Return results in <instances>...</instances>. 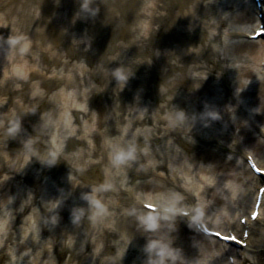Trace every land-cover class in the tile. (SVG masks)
<instances>
[{
  "label": "bare ground",
  "instance_id": "bare-ground-1",
  "mask_svg": "<svg viewBox=\"0 0 264 264\" xmlns=\"http://www.w3.org/2000/svg\"><path fill=\"white\" fill-rule=\"evenodd\" d=\"M161 1L163 4L160 5L158 15L151 18V20L155 19L159 23L156 30V35L159 37L155 47L166 44L169 49L159 50L157 58L154 57V52H151L157 79L164 85L161 89L156 90L157 96L153 99L156 103L162 101L166 104H158V109H156L159 112L158 120H154L152 112L148 113L144 120H140L142 124L148 122L152 128L142 127V133L134 132L130 139L126 140L129 147H132V150L125 152L131 153V157L127 158V169L132 178L140 176V180H132L133 183L131 182L130 186L133 190L130 193V198L120 196L115 202L112 199L107 202L103 199L105 204L109 203V206L114 207L117 205L120 210L119 212L116 211V221L112 226L101 224V219L109 217V215L97 214L100 225H98L99 231L96 236L99 235V241L103 246L99 252L96 249V254H99L98 257L95 253L93 256L89 253V260L97 258L94 262L83 261L87 257L86 253L90 251L89 245L86 252L77 249L79 252H83L81 259L80 253L72 250L71 243L62 241L63 239L58 241L61 235L66 234L64 226H57L58 229L54 227L55 232L54 229L46 228L47 231H50V236L54 242L53 247L56 256L62 259L69 255V260L77 261V264H147L149 253L145 251V246L148 241L163 240L170 243L171 247L178 251L179 259L175 264H264V196L258 218L255 221L250 219V213L253 211L259 186L264 182V176L255 174L242 157L245 154L247 158L251 154L255 157L259 167L264 169V73L256 65L257 62L264 60V37L257 40L250 37L246 38L247 33H254L259 24L264 23V0L261 2V7L256 6L253 0ZM0 6H2V0H0ZM260 13L263 16H260ZM142 14L143 16L146 15ZM142 22L140 21V23ZM180 24L187 26L179 28ZM142 25L144 26V23ZM252 27L256 28L251 30ZM150 28L151 26L148 30ZM224 35L226 37L223 39ZM168 39H170L169 42ZM216 41L219 44L218 47L212 45V42ZM185 42L186 46H184ZM149 43L152 44L151 37ZM170 45L177 48L181 45L185 48L183 50L181 47L179 50L174 48V50L173 48L170 49ZM188 45H192V48ZM131 46L135 48L138 43L132 42ZM246 55H248L249 62L252 60L255 62V68L236 65ZM48 60L49 58L45 59L47 62ZM55 62H62L61 58L56 57ZM137 63L148 66L149 61ZM147 66L145 67L148 68L149 66ZM187 70L195 72V75L189 76L186 73ZM33 73L35 71L31 72V74ZM150 74H152V70L147 73V75ZM244 77L250 78L252 81L246 84L243 81ZM64 78V76L42 77L40 82L46 92H50ZM168 79L170 84H168ZM142 80V86H144L146 82L144 76ZM104 82L108 84V81ZM107 84L104 86L105 92L110 97L108 102L112 103L113 107L110 108V105H107L110 111H113L117 109L114 101H118L121 97L115 94L118 89L109 88ZM127 84L134 86V88L137 87L136 84L132 85L130 82ZM236 87H241V90L235 92L233 88ZM220 88L226 93V99L222 97ZM10 90L11 88L6 86L4 94L10 93ZM25 90L26 87H23L20 90L16 89L15 92L25 96L28 93ZM61 95L62 92L57 90L51 99L53 97L60 98ZM167 95H170L169 99ZM42 99L35 103L40 111H43L51 101L50 98ZM9 101L13 105L11 97H9ZM210 101L214 105L226 104L228 101L232 109H227L225 114L219 113L218 118L213 119L209 115V113L215 112L211 111L212 107L208 108ZM167 108L169 112H167ZM99 109L100 115L103 114L105 108L100 106ZM24 110L21 107L17 111V127L27 124L26 121L28 120L25 118ZM56 110L57 107L54 105L51 111L38 116V127L28 123L30 128L27 139L30 145L35 144L37 148L43 147L44 139H47L45 127H51L47 121L48 115L57 114L55 113ZM180 111L186 115L184 121L174 119L176 113ZM195 111L196 121L193 118L195 116L192 115V112ZM164 112L167 113V116H163ZM75 113L76 121L80 122L77 108ZM5 117L7 114L2 113V118L5 119ZM58 119L60 121L61 117L59 116ZM107 120V117L101 120L105 127L99 133V137L102 139L105 136L113 135L116 129L113 123ZM188 121H190L189 126L185 128L184 126ZM194 121H198V125L195 126ZM163 122L165 124H161ZM37 129L40 138L34 142L33 134ZM200 129L209 131L214 135L207 138ZM153 130H155L156 136L152 135ZM60 131L63 132V126ZM14 133L17 131H12L11 128L4 129L0 126V138L7 139L8 147L14 143L17 144L16 138H12ZM160 134H164L161 136L164 141L162 143L164 147L166 146L164 154L159 152V145L155 147L151 144L159 140ZM134 136L136 137L134 138ZM136 138H139L137 143L134 141ZM149 139L152 140L151 143ZM69 140V145H71L75 137L71 136ZM98 142H100L98 147L102 150L103 142L99 138ZM141 144L146 145L144 150H141ZM224 151L237 152V155L229 158L223 153ZM54 152L56 153L54 164H49L46 158L45 162L43 161L38 166V168L42 167L43 169V174H40L38 170L39 176L43 177L48 172L51 174L45 175L46 182L38 184L40 186H36V190L34 189L36 194L34 193L35 196L31 202L32 209L41 205L42 198L39 200L37 198L42 196H37V193L41 185H45L49 179L52 180L51 183L59 184L60 187L63 186L67 190L70 188L65 183L68 180L63 175H52V172L59 167H62L61 170L63 171L71 166L63 154L56 150ZM96 166V163H91L89 164V167H92L90 170L80 171L79 168L71 170L79 178H84L87 182L97 183L99 177L95 173ZM5 168V163H0V174ZM198 172L212 174V182L205 184L203 188H198L195 181H192ZM28 176L26 174V178ZM230 181L238 184V190L235 191V194L232 189L226 187ZM98 185L99 190L108 191L109 189L108 183L103 185L100 181ZM192 186L199 191L201 190L203 196L208 197L206 204L203 202L195 203L196 196L192 191ZM150 189H154V191L171 190L170 200L176 202L177 208L189 211V214L166 213L164 209L172 201L159 197L161 201L158 203L155 197L148 195ZM167 193L169 194V192ZM65 199H67L66 196L61 198L63 201ZM48 200L52 199L48 198ZM99 201L100 199L97 203ZM145 202L159 205V212L153 213L140 205ZM52 204L54 205V202ZM183 204L187 206L181 207ZM27 208H30V205L26 204L24 211ZM196 209L202 210L204 214L199 221L195 222L193 217L197 214ZM215 210L218 213L213 214L212 212ZM122 211L125 212L122 213ZM16 212L18 213V211ZM66 212V207L59 208L58 220L60 223L66 220ZM208 214H212V216ZM154 215L166 218L157 220L158 227L155 231L146 230V218ZM244 216L248 217L246 224L240 222ZM193 222L209 223L212 229L232 230L241 235L245 228H249L250 235L246 239L247 246L222 247L223 242L204 234L197 229L196 225H193ZM50 225L51 227L54 226L53 223ZM229 244L231 245V243ZM116 248H122V254L115 251ZM107 251L111 253L109 256L105 255ZM231 256L233 263L230 260Z\"/></svg>",
  "mask_w": 264,
  "mask_h": 264
},
{
  "label": "rangeland",
  "instance_id": "rangeland-1",
  "mask_svg": "<svg viewBox=\"0 0 264 264\" xmlns=\"http://www.w3.org/2000/svg\"><path fill=\"white\" fill-rule=\"evenodd\" d=\"M84 3L85 0H2V6H0V126L17 131L12 135V138H16L17 144L14 143L11 147H8L7 139H0V163L6 165L0 174V264H77V261L69 260V255L62 259L56 256L54 242L50 231L46 228L53 230L57 226H64L66 229V234L61 235L58 241L62 239V241H71L72 250L80 253L81 259L82 253L87 251L86 248L89 245L90 251L86 253L87 257L83 261L94 262L97 258L89 260V253L93 256V253L96 254V249L99 252L103 246L99 241V235L96 236L99 231L98 225H100L97 214L109 215L101 219V224L112 226L116 221V213L120 209L117 205L114 207L109 206V203L105 204V201L112 199L115 202L120 196L130 198L133 190L130 186V172L127 169L128 161L127 159L118 160L117 156L124 154L129 147L126 140L130 139L132 133H142L141 128L144 126L140 120H144L151 112L154 114V120H158L159 112L156 110L158 104H166L162 101L156 103L153 99L157 96L156 90L164 85L157 79L151 52H154V57L157 58L159 50L169 49V47L166 44L155 47L158 42V36L155 34L157 23L153 22L150 30H148L150 24L147 25L148 21H153L152 16L160 11L158 0H88V9L83 8ZM140 21H146L144 27ZM185 26L187 25L180 24L179 28ZM9 36L21 41L11 61L8 60L10 50L7 38ZM151 36H153V43L149 45L148 38ZM225 37L226 35L223 39ZM132 42L138 43V46L133 48ZM212 45L219 46L217 41L212 42ZM184 46L179 45L177 48L170 45V49L179 50L181 47L183 50ZM188 46L192 48V45ZM56 57L61 58L62 62H55ZM247 57L248 55L236 65L253 68L256 65L259 66V62L255 65V62L253 60L249 62ZM46 58H49L48 62L45 61ZM139 61H149L148 66L151 68L145 64H138ZM117 68L124 69L128 75L123 87L113 75ZM151 70L152 74L147 75ZM32 71L35 73L31 74ZM186 73L189 76L195 75V72L190 70ZM53 76H64L65 78L50 92H46L40 81L42 77ZM143 76L146 81L144 86H142ZM104 81H108V84ZM243 81L248 84L252 80L244 77ZM129 82L132 85L136 84L137 87L129 86L127 84ZM118 83L120 84L117 85ZM106 84L109 88L118 89L115 94L121 97L118 101H114L117 109L113 111L109 109L113 105L108 102L110 97L105 92ZM6 86L11 88L10 93L6 91L8 94H4ZM23 87H26L25 92L28 91L27 95H23L24 97L19 92H15L16 89L20 90ZM57 90L62 92L61 97L51 99ZM220 90H222L220 92L222 97L226 99V93L222 88ZM233 90L239 91L241 87L233 88ZM169 96L167 95L168 99ZM9 97L13 99V105ZM42 98H50L51 101L43 111H40L35 103ZM33 101L34 104H32ZM107 104L110 106L108 107ZM51 105L57 107L55 112L57 114L48 115L47 121L51 127H45L47 139H44L43 147L37 148L35 144L30 145L28 142V129L30 128L28 126L31 124L38 127L37 117L51 111ZM100 106L105 108L101 115ZM21 107L25 109L24 113L28 121L26 125L17 127L16 115ZM210 107H212L211 111L218 114H225L227 109H232L228 101L222 105H214L210 101L208 108ZM76 108L79 111L80 122L76 121L74 115ZM167 112H169L168 108ZM2 113L7 114L5 119L2 118ZM192 115L195 119L196 111L192 112ZM163 116H167V113L164 112ZM106 117L116 129L113 135L102 139L99 133L105 127L101 120ZM195 121L196 126L198 121ZM189 122L185 124V128L189 126ZM144 125L152 128L148 122ZM62 126L63 132L60 131ZM153 131L152 135L156 136L155 130ZM201 133L207 138L214 135L209 131ZM163 135L160 134L159 140L154 143H151L152 140L149 139L155 147L159 145L161 154L166 152V146L164 147L162 143L164 142L161 137ZM71 136L75 137V140L69 145ZM33 138L34 142L40 138L38 129L34 132ZM98 138L103 142L102 150L98 147L100 143ZM138 140L139 138L134 139L135 143ZM145 146L141 144V150H144ZM54 150L63 154L71 166L63 171H61L62 167H59L53 175H63L68 180L65 183L70 188L67 190L59 184L51 183L52 180L49 179L43 185L44 189L42 190L41 185L37 193V196H42L37 198V200L42 198L41 205L32 209L34 189L40 186L38 184L45 183V175L50 174L48 172L43 177L39 176L38 170L40 174H43V169L38 166L43 161L45 162ZM223 153L229 158L237 155V152L224 151ZM242 157L245 158L243 155ZM91 163L98 164L96 173L99 175V182L101 181L103 185L108 183V191H98V185L95 182H87L71 170L76 168L80 171L90 170L92 167H89V164ZM26 174L29 175L27 178ZM196 174L192 181H195L198 188H203L205 184L210 183L212 174L202 172ZM139 179L136 178L138 181ZM229 183L235 187V190H238L236 182L230 181ZM72 186L73 189H71ZM192 191L196 196L195 203H207L208 197L203 196L201 190L193 187ZM122 192L124 194H121ZM170 192V190L154 191V189L149 191L152 196H162L165 200L172 201ZM87 193L94 194L96 203L100 199L97 207H93L88 200L83 198ZM65 196L67 199L61 200ZM26 204L30 205V208L24 211ZM65 207L67 218L60 223L59 208ZM76 210L83 212L79 222H74ZM212 213L218 212L215 210ZM208 215L212 216V214ZM54 217L55 222H53ZM51 223L54 226L51 227ZM115 251L121 253L122 248H116ZM110 254L108 251L105 253L107 256ZM98 255L96 254L97 257Z\"/></svg>",
  "mask_w": 264,
  "mask_h": 264
},
{
  "label": "clouds",
  "instance_id": "clouds-1",
  "mask_svg": "<svg viewBox=\"0 0 264 264\" xmlns=\"http://www.w3.org/2000/svg\"><path fill=\"white\" fill-rule=\"evenodd\" d=\"M83 8L84 9H88L89 8V3L88 0H85V3L83 4ZM21 41H19L16 37H12L9 36L7 38V44L9 45V55H8V60L11 61L14 54H15V50L17 45L20 43ZM27 47V45L25 44V48ZM113 75L118 79V81H120L121 83V87L124 86V83H126L127 79H128V75L126 74L125 70L122 68H117L114 70ZM209 115L213 118L216 119L218 118V113H209ZM186 119V115L183 111L177 112L175 115V120L176 121H184ZM56 157V153L52 152L50 157L47 158V162L49 164H54L56 162L55 160ZM131 157V153L127 152L125 154L119 155L117 156L118 160H125L127 158ZM212 181L210 180V183ZM226 187H228L229 189H232L234 194H235V187L229 183L226 184ZM84 199L88 200L89 203L93 206V207H97V203L95 200V196L93 193H87L84 195L83 197ZM147 207L151 208L153 210V212L156 211L158 205L157 204H150L147 205ZM164 211L166 213L169 214H183V215H187L188 212L181 210L179 208L176 207V202L172 201L170 203L169 206H167ZM196 215L193 217L194 221H199L203 215L202 210L200 209H196ZM83 215L82 210H76L74 213V222H79V220L81 219V216ZM159 218H166V217H159V216H148L146 218V225H147V229L149 231H155L158 227L157 224V220ZM253 219H255V215L253 216ZM56 218H53V222H55ZM33 227L35 228V223L33 224ZM225 239H229V237H225ZM69 243H71V241H69ZM145 251L147 253H149V257L147 260V264H175V262L179 259V253L176 249L172 248L170 243L165 242L163 240H149L147 245L145 246Z\"/></svg>",
  "mask_w": 264,
  "mask_h": 264
},
{
  "label": "snow or ice",
  "instance_id": "snow-or-ice-1",
  "mask_svg": "<svg viewBox=\"0 0 264 264\" xmlns=\"http://www.w3.org/2000/svg\"><path fill=\"white\" fill-rule=\"evenodd\" d=\"M260 32H261L262 34H264V28H262V29L260 30ZM257 171H262V169L257 168ZM229 238H233V237H229Z\"/></svg>",
  "mask_w": 264,
  "mask_h": 264
}]
</instances>
